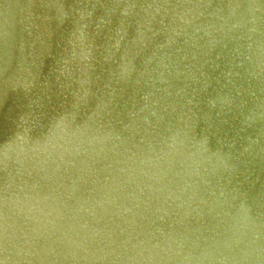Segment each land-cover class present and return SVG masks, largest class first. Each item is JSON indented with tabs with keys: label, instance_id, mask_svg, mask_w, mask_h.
I'll return each instance as SVG.
<instances>
[{
	"label": "water",
	"instance_id": "95a60500",
	"mask_svg": "<svg viewBox=\"0 0 264 264\" xmlns=\"http://www.w3.org/2000/svg\"><path fill=\"white\" fill-rule=\"evenodd\" d=\"M0 264H264V0H0Z\"/></svg>",
	"mask_w": 264,
	"mask_h": 264
}]
</instances>
